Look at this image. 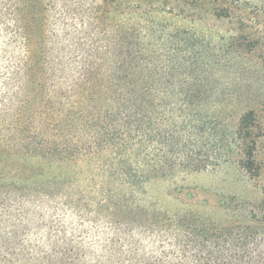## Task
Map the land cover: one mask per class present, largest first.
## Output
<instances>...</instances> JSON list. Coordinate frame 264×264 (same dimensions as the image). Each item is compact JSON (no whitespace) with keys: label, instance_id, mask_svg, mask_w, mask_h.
I'll use <instances>...</instances> for the list:
<instances>
[{"label":"trees","instance_id":"16d2710c","mask_svg":"<svg viewBox=\"0 0 264 264\" xmlns=\"http://www.w3.org/2000/svg\"><path fill=\"white\" fill-rule=\"evenodd\" d=\"M148 1L0 0V264H264V190L225 224L145 197L226 164L264 177L261 113H211L210 67L162 55L155 23L208 2L264 69V0Z\"/></svg>","mask_w":264,"mask_h":264},{"label":"rangeland","instance_id":"374dc122","mask_svg":"<svg viewBox=\"0 0 264 264\" xmlns=\"http://www.w3.org/2000/svg\"><path fill=\"white\" fill-rule=\"evenodd\" d=\"M135 1L129 0L132 6H137ZM149 6L143 7L144 13L151 11ZM211 6L205 2L171 14L170 6L158 4V8L166 10L159 12L155 19L159 25L156 35L159 50L162 55H168L169 48L174 46L177 59H181L182 53L187 50L188 60L195 64L194 68L210 67L207 69L210 81L206 91L209 97L207 107L211 113L225 111L229 115L228 123L234 125L240 113L252 108L259 111L264 119V69L259 64L261 59L255 58L252 63L246 59L235 60L227 53L230 38L237 34L236 24L214 18L210 13ZM140 17L143 21L148 19L145 15ZM148 39L151 41L153 37L148 36ZM262 151L261 158L264 160V149ZM26 164L31 167V160ZM263 190L264 177L258 181L249 180L236 165L226 164L207 171L182 172L170 180L151 183L145 197L147 202L169 213L182 214L192 210L225 224L237 214L238 202L247 205V212L259 205Z\"/></svg>","mask_w":264,"mask_h":264}]
</instances>
